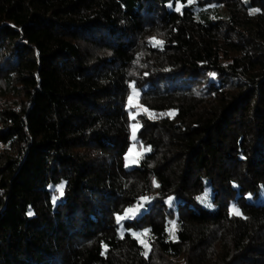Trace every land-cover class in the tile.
Returning <instances> with one entry per match:
<instances>
[{
    "label": "trees",
    "instance_id": "16d2710c",
    "mask_svg": "<svg viewBox=\"0 0 264 264\" xmlns=\"http://www.w3.org/2000/svg\"><path fill=\"white\" fill-rule=\"evenodd\" d=\"M0 264H264V0H0Z\"/></svg>",
    "mask_w": 264,
    "mask_h": 264
},
{
    "label": "rangeland",
    "instance_id": "374dc122",
    "mask_svg": "<svg viewBox=\"0 0 264 264\" xmlns=\"http://www.w3.org/2000/svg\"><path fill=\"white\" fill-rule=\"evenodd\" d=\"M130 97H132V99L129 100V104L135 105L136 104V97L134 95L130 96ZM137 111H139V109H137ZM138 129H139V126L136 124L132 123L130 125V138H131V140H134L135 137L133 136V134L135 133V136H136ZM142 152H144V151H142ZM140 155H141V152H139L136 147L132 146V148L129 150L128 154L125 157V167L127 169L136 167L138 165V159H139Z\"/></svg>",
    "mask_w": 264,
    "mask_h": 264
},
{
    "label": "snow or ice",
    "instance_id": "6c2138e0",
    "mask_svg": "<svg viewBox=\"0 0 264 264\" xmlns=\"http://www.w3.org/2000/svg\"><path fill=\"white\" fill-rule=\"evenodd\" d=\"M190 2H191V0H190ZM176 10H177V11H180V8L177 7ZM252 11L255 12L256 10L254 9V10H252ZM156 43H157V44H162L163 41H156ZM210 75H214V74L210 73ZM131 99H132V97H129V100H131ZM133 136L135 137V133L133 134ZM153 183L155 184V180L153 181ZM157 186H158V185H157ZM63 187H64V185L61 184V185L58 186V188H57L56 190H57V191H60L61 194H63V192H62ZM207 196H208V193L205 192L204 196H203V197H199V199H201L202 202H206V200H207ZM55 199H56V198L54 197V201H55ZM141 199H142V200H147L146 197H142ZM169 201H171V197H169ZM139 207H142V205H140ZM138 210H139L138 208H136V209L129 208V209H126L125 211H126V213H132V215L134 216V215L136 214V212H138ZM232 212H233L235 215H241L239 209L236 208L235 206H233V208H232ZM29 215H31V213H29ZM124 218H125V217H117V222L119 223V221L122 220V219H124ZM173 223H174V222H173ZM144 234H145V235L147 234V230L145 231ZM172 238L175 239V235H174V233H173V237H172ZM142 243H145V242L142 241ZM145 247H146V248L148 247L147 243H145ZM145 255H147L146 252H145Z\"/></svg>",
    "mask_w": 264,
    "mask_h": 264
}]
</instances>
